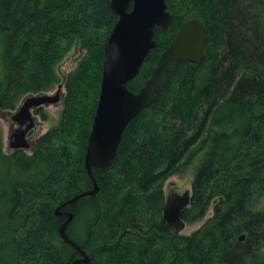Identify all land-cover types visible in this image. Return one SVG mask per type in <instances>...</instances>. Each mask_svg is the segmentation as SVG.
<instances>
[{
    "label": "trees",
    "instance_id": "16d2710c",
    "mask_svg": "<svg viewBox=\"0 0 264 264\" xmlns=\"http://www.w3.org/2000/svg\"><path fill=\"white\" fill-rule=\"evenodd\" d=\"M111 0H0V111L61 83L57 66L83 55L64 80L58 123L27 151L3 150L0 127V264H71L55 209L92 189L83 162L98 100ZM172 24L128 84L137 93L180 27L200 20V65L177 63L152 105L124 131L98 193L70 211L67 236L88 264H264V0H165ZM40 109L34 113L43 119ZM196 165L185 225L163 219L164 184ZM210 213V214H209ZM244 236L243 241L239 238Z\"/></svg>",
    "mask_w": 264,
    "mask_h": 264
},
{
    "label": "water",
    "instance_id": "95a60500",
    "mask_svg": "<svg viewBox=\"0 0 264 264\" xmlns=\"http://www.w3.org/2000/svg\"><path fill=\"white\" fill-rule=\"evenodd\" d=\"M109 7L117 16V22L103 47L100 90L83 162L92 189L73 196L54 211L56 217L65 219L58 230L62 243L80 255L71 264H88L89 257L67 236L66 229L73 214L62 210L98 193L92 170L108 169L112 165L128 124L152 105L156 91L177 63H202L207 44L204 24L198 19L188 20L161 54L145 85L137 93L131 92L128 84L139 75L145 59L158 45L155 30H168L173 17L165 0H111ZM62 87L59 85L54 95L27 96L14 113H9L15 126L7 138L9 151L31 149L28 137L37 122L33 111L59 104L63 97ZM190 199L188 191L166 196L162 215L175 234H181L185 228L182 213L188 208ZM243 240L241 236L239 241Z\"/></svg>",
    "mask_w": 264,
    "mask_h": 264
},
{
    "label": "rangeland",
    "instance_id": "374dc122",
    "mask_svg": "<svg viewBox=\"0 0 264 264\" xmlns=\"http://www.w3.org/2000/svg\"><path fill=\"white\" fill-rule=\"evenodd\" d=\"M82 55H83L82 50L76 45L72 48V50L63 58V60L57 66L56 68L57 73L62 80L59 85H63L62 87L63 97L60 103L57 105H50V106H45V107L40 108L39 111H42V113L45 115L44 119L40 115H36L34 113L36 110L33 111L34 116H36L37 118V122H36L35 128L32 130V132L29 134V137H28L31 147L33 143L40 136H42L51 127L55 126L58 123L59 116L63 108L62 101L65 95V88H64L65 77L76 69L78 61L82 57ZM59 85L55 86L53 90L47 92L46 94L54 95ZM21 102L19 103L18 107L20 106ZM0 127L2 130L3 150L5 153H8L9 149L7 146V138H8L10 131H12L15 128V126L12 124V121L10 119L9 112L0 111ZM29 151L30 150H28L27 152L29 153ZM195 169H196V165H193L183 174L170 177L164 184L165 195L168 196L170 193H173V192L180 194V195L185 193L186 191L191 193L192 180L195 174ZM203 222L204 221L195 223L193 225H188V224L185 225V228L183 231H181V234L183 235L190 234L191 232L199 228Z\"/></svg>",
    "mask_w": 264,
    "mask_h": 264
}]
</instances>
